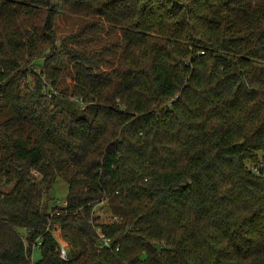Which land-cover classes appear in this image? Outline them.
<instances>
[{"label":"trees","instance_id":"trees-1","mask_svg":"<svg viewBox=\"0 0 264 264\" xmlns=\"http://www.w3.org/2000/svg\"><path fill=\"white\" fill-rule=\"evenodd\" d=\"M0 264H264V0H0Z\"/></svg>","mask_w":264,"mask_h":264},{"label":"rangeland","instance_id":"rangeland-1","mask_svg":"<svg viewBox=\"0 0 264 264\" xmlns=\"http://www.w3.org/2000/svg\"><path fill=\"white\" fill-rule=\"evenodd\" d=\"M80 22V18L74 15L61 14L57 19V31L59 37L62 38L70 32L74 31ZM70 81V77L67 78ZM68 192V183L62 179L58 178L51 190V198L54 204L59 206L65 205L66 196ZM96 213L100 216V221H109L115 219L112 216L108 205L102 202L96 207ZM67 246V245H66ZM71 249V248H70ZM42 253L39 249H35L32 254L33 262H37L41 259Z\"/></svg>","mask_w":264,"mask_h":264},{"label":"built area","instance_id":"built-area-1","mask_svg":"<svg viewBox=\"0 0 264 264\" xmlns=\"http://www.w3.org/2000/svg\"><path fill=\"white\" fill-rule=\"evenodd\" d=\"M65 204H66V202H65ZM98 232H99V235L101 236V238L103 240L102 244H104V245H111L110 239L107 236H105V234L102 233L100 231V229H98ZM40 243L41 242L39 241L38 243L35 244L34 247L35 248H38L39 245H40ZM60 255H61L62 258L68 259V255H69L68 254V248H67V246L64 243H61V252H60Z\"/></svg>","mask_w":264,"mask_h":264}]
</instances>
